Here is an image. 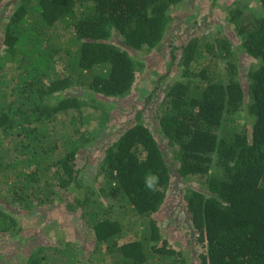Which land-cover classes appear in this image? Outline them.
<instances>
[{
  "label": "trees",
  "instance_id": "obj_1",
  "mask_svg": "<svg viewBox=\"0 0 264 264\" xmlns=\"http://www.w3.org/2000/svg\"><path fill=\"white\" fill-rule=\"evenodd\" d=\"M183 1L3 7L0 246L24 251L26 227H45L47 209L63 206L96 237L85 250L62 236L37 242L25 264H187L156 216L173 169L200 181L184 192L190 229L204 249L199 264H264V0H233L224 28L188 39L186 28L166 44L173 7ZM158 47L169 50L167 70L155 74L135 123L89 169L88 147L109 120L107 99L132 94L150 70L143 54ZM241 55L250 61L244 73ZM153 176L157 191L146 187ZM19 210L32 217L22 220Z\"/></svg>",
  "mask_w": 264,
  "mask_h": 264
},
{
  "label": "rangeland",
  "instance_id": "obj_2",
  "mask_svg": "<svg viewBox=\"0 0 264 264\" xmlns=\"http://www.w3.org/2000/svg\"><path fill=\"white\" fill-rule=\"evenodd\" d=\"M15 1L16 0H1L0 15L4 18H8L7 12H5L7 14L2 13L3 7L5 4H8L10 7ZM256 1L258 0H239L241 6H245V4L248 3H256ZM212 2V0H184L182 3L174 6L173 10L175 12L176 20L173 22L171 29L167 32L165 43H171L176 36L186 28H189L187 39L190 36L197 35L199 32H203L204 34L206 32L208 34V30L213 31L218 28H224L226 14L225 7L230 5L233 0H216L214 3ZM3 24V18L0 17V25ZM0 38H3L2 29H0ZM1 47L0 44V48ZM143 57H145V60L149 63L150 70L139 75L138 85L136 83V87H134L132 94L121 100L117 98L107 99V102L112 106L110 108L109 120L106 127L98 133L99 137L97 138L96 143H93V145L88 147L89 158L87 166H89V169H93V171L103 156V153H101L100 150L110 144L114 137L122 132L126 126H131L135 123V114L144 107L145 97L149 94L148 92L154 88L155 74L158 75V73H164L169 66L170 53L167 47L164 49L158 47L156 50L151 51L147 56L146 54H143ZM241 59L243 65H245V68L241 69L242 73H244L247 65L250 64V61L248 58H244L243 55H241ZM162 86H165V84ZM161 93L162 89L160 94ZM156 99L157 96L154 100L156 101ZM92 110H94V108L89 107L86 109V112L91 113ZM89 114H86L85 116L89 117ZM149 117L150 114L149 111H147L146 118ZM92 120L86 125L90 130L97 127V122L93 118ZM148 123L153 132H155L156 135L159 134L156 124L152 121ZM164 142L165 141L161 140L160 143ZM84 161L85 159L82 157L80 163L84 164ZM172 174L173 178L165 202L157 212L156 216L159 221H161L162 225L164 224V227L161 228L162 232L171 238L172 243L179 250L184 252L187 264H199L198 255H200V252L204 249L198 245L195 239L196 235L190 229L192 224L186 212L184 192L186 187L189 186L198 189L200 181L195 177L189 179L182 178L175 169H173ZM44 209L45 208H43V210ZM17 212L22 220H28L32 217V214L27 211L19 210ZM36 212L38 214L40 209ZM72 213L73 212L67 210L65 206L47 209L43 218L45 227L35 229L33 232H28L29 230L26 227L25 230L27 233L24 236H30V238L27 240L28 243L25 246L24 251L16 253L11 250V247H9L7 243L0 246V264H25L27 258L25 255L28 253V247L37 244V242L39 244L55 242L59 236H62L63 239L76 241L82 250H85L84 244L95 241V233L92 229L84 226V224L78 223ZM47 222H50L49 225H47ZM22 223H24V221Z\"/></svg>",
  "mask_w": 264,
  "mask_h": 264
},
{
  "label": "clouds",
  "instance_id": "obj_3",
  "mask_svg": "<svg viewBox=\"0 0 264 264\" xmlns=\"http://www.w3.org/2000/svg\"><path fill=\"white\" fill-rule=\"evenodd\" d=\"M146 187L149 190L157 191L158 190V177L153 176L151 179L146 181Z\"/></svg>",
  "mask_w": 264,
  "mask_h": 264
}]
</instances>
